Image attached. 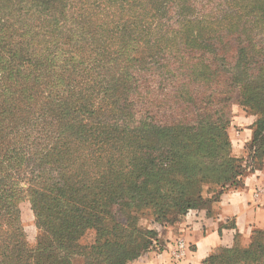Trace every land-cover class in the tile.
<instances>
[{
    "label": "trees",
    "instance_id": "trees-1",
    "mask_svg": "<svg viewBox=\"0 0 264 264\" xmlns=\"http://www.w3.org/2000/svg\"><path fill=\"white\" fill-rule=\"evenodd\" d=\"M235 98L256 115L246 163ZM256 157L264 0H0V264H131L157 235L133 212H211ZM208 263L264 264V228Z\"/></svg>",
    "mask_w": 264,
    "mask_h": 264
},
{
    "label": "crops",
    "instance_id": "crops-1",
    "mask_svg": "<svg viewBox=\"0 0 264 264\" xmlns=\"http://www.w3.org/2000/svg\"><path fill=\"white\" fill-rule=\"evenodd\" d=\"M234 111H238L233 116L234 126L240 123L243 129L232 135V154L240 157L246 155L256 115L244 109ZM243 181V186L224 191L211 212L190 211L179 224L170 226L165 233L167 246L163 251L150 252L147 264H209L208 257L217 248L247 242L255 229L264 227V194L255 197L257 188L264 185V167L248 172ZM176 240H184L187 247L180 259L171 256Z\"/></svg>",
    "mask_w": 264,
    "mask_h": 264
},
{
    "label": "rangeland",
    "instance_id": "rangeland-1",
    "mask_svg": "<svg viewBox=\"0 0 264 264\" xmlns=\"http://www.w3.org/2000/svg\"><path fill=\"white\" fill-rule=\"evenodd\" d=\"M236 109L238 110V109H244V108H243V106L240 105L239 101H237L235 98V100L233 102H231L230 107H229L230 124L228 127V132H229L231 142H232V135L233 136L236 135L238 133V131L243 129V126L240 123H236L234 126L235 119L233 116H234V113H238V111L237 112L234 111ZM232 148H233V142H232ZM232 148H231V152H232ZM250 152H251V150H250L249 146L247 145L246 155H243L240 157L237 155H234V156H237L238 158H243L244 162L246 163L247 160H251V159H249V155H250L249 153ZM253 160H254L255 165H258V163H260V161H262V159L257 158V157L254 158ZM262 162L264 163V159ZM234 187L235 186H232L230 188H234ZM230 188H228V189H230ZM154 210H155V207H152V208L147 209L146 211L143 210V211L133 212L134 223H136L139 228H141L143 230H147V229L148 230H151V229L156 230L157 235L152 238L153 246L151 248H149L148 250L144 251L141 254V256L138 257L137 259H135L134 261H132L131 264H147L148 260L146 259V256L150 252H154V250L157 252L163 251L165 249V247L167 246V240H168V239H166L167 235H165L166 231L168 230V228L170 226H175L176 224H179V222H181L183 217H184V215L175 214L174 212L166 213L165 215H163V212H161L159 210H157V211H154ZM159 216H161V217H159ZM20 217H21V223H22L23 228L25 230L26 239L30 245H34L37 234H38V230L36 227L35 217H34L33 210L31 208V204L27 200L22 201L20 204ZM263 228H261V229H263ZM256 230H260V229H255L254 231H256ZM252 235H253V233L251 234V236ZM251 236H250V239H251ZM95 237H96V231L93 229L89 230L86 233V235L80 240V243H79L80 246L83 247V245H89V246L92 245L94 243ZM250 239L247 242H242V243L247 244V243H249ZM169 241H171V240L169 239ZM87 249H90V248H87ZM85 254H87L86 251L84 253H77L73 259V264L92 263L93 258L89 259V258H91L89 256V254H87L88 257H86ZM171 256L174 257V249L171 250Z\"/></svg>",
    "mask_w": 264,
    "mask_h": 264
},
{
    "label": "built area",
    "instance_id": "built-area-1",
    "mask_svg": "<svg viewBox=\"0 0 264 264\" xmlns=\"http://www.w3.org/2000/svg\"><path fill=\"white\" fill-rule=\"evenodd\" d=\"M262 194H264V186L257 188L255 191V197L259 198ZM186 245L184 240H177L174 243V258L180 259L182 258L186 253Z\"/></svg>",
    "mask_w": 264,
    "mask_h": 264
}]
</instances>
